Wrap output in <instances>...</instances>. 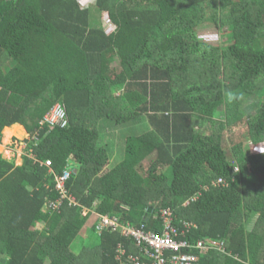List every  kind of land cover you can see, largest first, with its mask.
Returning a JSON list of instances; mask_svg holds the SVG:
<instances>
[{
	"label": "trees",
	"instance_id": "16d2710c",
	"mask_svg": "<svg viewBox=\"0 0 264 264\" xmlns=\"http://www.w3.org/2000/svg\"><path fill=\"white\" fill-rule=\"evenodd\" d=\"M95 6L111 33L92 28L78 0H0V144L3 131L40 130L24 142L54 172L0 153V264H153L136 239L99 234L83 207L147 232H161V211L171 210L179 240L223 243L187 249L199 264H264V152H251L264 143V0ZM211 27L221 42L200 39ZM57 104L67 126L40 129ZM109 127L128 132L110 168L112 150L101 144ZM71 157L80 166L67 189L80 206L65 201L50 214L55 175ZM91 221L98 244L75 253Z\"/></svg>",
	"mask_w": 264,
	"mask_h": 264
},
{
	"label": "built area",
	"instance_id": "2783aa9c",
	"mask_svg": "<svg viewBox=\"0 0 264 264\" xmlns=\"http://www.w3.org/2000/svg\"><path fill=\"white\" fill-rule=\"evenodd\" d=\"M67 114L62 105H55L49 113L44 117L40 122L39 126L42 129L44 126L51 127H60L65 128L67 126ZM40 130H36L32 136H28L33 141H38ZM27 145L24 143L21 151L25 150ZM27 151V150H26ZM28 156L32 158L35 162H39L40 165L49 168L51 173L52 163L51 161H39L32 154V150L29 152H22L19 157ZM79 164L76 163L71 157L69 159V164L65 168V171L61 175H55V190L60 194V199L56 201H49L45 206V209L48 213L52 214L55 211L61 210L63 203L67 201L70 206H80L76 199L69 194L67 189L68 181L71 177L78 172ZM216 185L226 186L227 182L224 179H219ZM82 214L84 216L93 215L94 222L98 223L97 228L98 232L102 230H111L113 232H119L124 237L136 239L138 245L145 250V253L154 260L153 264H199L198 256L188 251L187 249H199L201 252L206 251L207 249H223V243L218 241H199L197 243H191L187 240H179L180 236L185 235V231L180 232L178 226L175 225L174 214L171 210H162L161 218L163 220V229L161 232L158 231H145L143 228H136L131 225L121 224L119 219L116 217H111L108 215H102L95 210L89 208H82ZM185 229L190 228V224L184 223ZM125 255V251L120 247L119 250V259ZM134 263H138L139 257L130 258Z\"/></svg>",
	"mask_w": 264,
	"mask_h": 264
},
{
	"label": "rangeland",
	"instance_id": "374dc122",
	"mask_svg": "<svg viewBox=\"0 0 264 264\" xmlns=\"http://www.w3.org/2000/svg\"><path fill=\"white\" fill-rule=\"evenodd\" d=\"M81 3L82 8H87L90 10V15H91V27L92 28H100L104 29L107 33H111L114 30V27L109 23V18L107 13L101 12L96 6L95 2L96 0H78ZM201 32V37L200 39L208 44H215L217 42H221V36L219 32L214 29V28H205L202 29ZM246 123L243 125H240L237 129L233 130V133L230 135H233V137H229L227 133H225V136L227 139V142L229 143V140L231 139H236L239 140L241 139L240 137H243L246 134ZM103 134H101V144L107 145L111 148L112 150V160L110 165H108V168L114 167L116 164H118L122 160V151H120V147L118 146L119 142H116V136L118 134H114V131H112V127L106 128ZM128 132H125L127 134ZM124 134V135H125ZM3 140L2 143L0 144V153L3 155L4 158L8 160L14 159L16 162V166H20L24 162V157H19L22 152H27L28 148H26L24 151H21V148L23 144L25 143L24 140L28 138L29 133L26 131L25 128H23V133L22 134H11L5 135L3 131ZM130 135V134H129ZM103 137V139H102ZM124 140H121V146L123 147L125 138ZM229 144L225 146L226 150H229L230 147ZM253 149H251L252 153H259V152H264V143L258 145V146H253ZM29 151V150H28ZM148 163V162H147ZM145 163V167L148 166V164ZM109 170V169H106ZM13 177V175H12ZM11 177V178H12ZM92 226V221L87 225L83 231L80 233L78 240L74 243L72 249L75 253H79L82 250V247L85 246H96L98 244V236L96 234H93L90 230V227ZM252 228V227H250Z\"/></svg>",
	"mask_w": 264,
	"mask_h": 264
},
{
	"label": "crops",
	"instance_id": "0c3cea01",
	"mask_svg": "<svg viewBox=\"0 0 264 264\" xmlns=\"http://www.w3.org/2000/svg\"><path fill=\"white\" fill-rule=\"evenodd\" d=\"M21 126V125H19ZM112 131H114V134H118V136H116V142H120L122 140V137L124 136L125 132H127L126 129L122 128V127H112ZM13 134V133H11ZM103 139V138H102Z\"/></svg>",
	"mask_w": 264,
	"mask_h": 264
},
{
	"label": "water",
	"instance_id": "95a60500",
	"mask_svg": "<svg viewBox=\"0 0 264 264\" xmlns=\"http://www.w3.org/2000/svg\"><path fill=\"white\" fill-rule=\"evenodd\" d=\"M152 211H153V210H152V208H151V209H149V213H152Z\"/></svg>",
	"mask_w": 264,
	"mask_h": 264
},
{
	"label": "bare ground",
	"instance_id": "6f19581e",
	"mask_svg": "<svg viewBox=\"0 0 264 264\" xmlns=\"http://www.w3.org/2000/svg\"><path fill=\"white\" fill-rule=\"evenodd\" d=\"M10 136V135H9Z\"/></svg>",
	"mask_w": 264,
	"mask_h": 264
}]
</instances>
